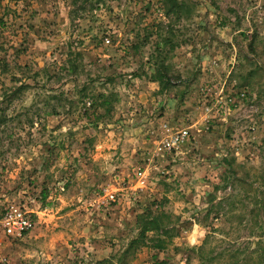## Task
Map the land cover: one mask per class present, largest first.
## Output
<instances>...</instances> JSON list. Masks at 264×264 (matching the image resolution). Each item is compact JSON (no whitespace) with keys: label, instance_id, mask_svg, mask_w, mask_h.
<instances>
[{"label":"rangeland","instance_id":"obj_1","mask_svg":"<svg viewBox=\"0 0 264 264\" xmlns=\"http://www.w3.org/2000/svg\"><path fill=\"white\" fill-rule=\"evenodd\" d=\"M175 1L0 0V264H118L154 202L178 236L125 264L264 260V0Z\"/></svg>","mask_w":264,"mask_h":264},{"label":"trees","instance_id":"obj_2","mask_svg":"<svg viewBox=\"0 0 264 264\" xmlns=\"http://www.w3.org/2000/svg\"><path fill=\"white\" fill-rule=\"evenodd\" d=\"M167 13L175 14L180 16L181 11L183 9L184 4L175 0H168ZM165 7V8H166ZM3 20H0V24H3ZM166 43V41H164ZM162 46V44H160ZM163 67V64H161ZM166 67L157 69L155 68V72L152 76V79L157 81L162 85L163 88L169 86V81L166 79ZM28 88L21 84L20 86L10 90L9 93H4L2 96V100L0 102V124L4 121V109L2 108V104L5 99L9 98L14 100L18 95ZM8 95V96H7ZM100 100L99 106L92 104V108L98 109V107H104L107 113H110L112 106L109 100L110 97L104 94H100L98 96ZM96 110L94 111V113ZM46 194H44L43 198H46ZM155 204V202H154ZM146 207L142 213L138 214L136 217V236L129 241L126 249L121 253L118 257V264H125L126 259L135 254L137 251L146 248L149 250H153L155 252H162L167 249V247L171 244L173 237L178 236V230L176 224L170 220V215L164 213L160 210H152V206ZM206 244V242H205ZM192 252L197 253L203 262V264H214L220 257L218 256H208L203 252V247H193L190 249ZM153 260H156V255L152 256ZM258 262L254 264H264V260L262 255L258 257ZM219 262L217 261V264ZM98 264H113L110 259H105ZM155 264H164V262L156 261ZM186 264H190V256L187 257ZM224 264H247L245 259L239 260L234 256H230Z\"/></svg>","mask_w":264,"mask_h":264},{"label":"built area","instance_id":"obj_3","mask_svg":"<svg viewBox=\"0 0 264 264\" xmlns=\"http://www.w3.org/2000/svg\"><path fill=\"white\" fill-rule=\"evenodd\" d=\"M187 132L178 133L174 139L167 140L165 148L171 150L175 143H183L186 139ZM172 141V144H171ZM36 227V221L31 212L26 209L12 205L5 209L0 219V232L4 236L14 239H20Z\"/></svg>","mask_w":264,"mask_h":264}]
</instances>
